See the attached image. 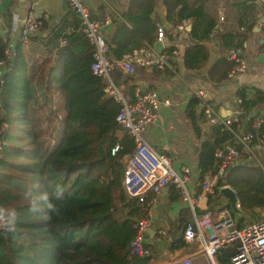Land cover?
I'll use <instances>...</instances> for the list:
<instances>
[{"label":"trees","instance_id":"16d2710c","mask_svg":"<svg viewBox=\"0 0 264 264\" xmlns=\"http://www.w3.org/2000/svg\"><path fill=\"white\" fill-rule=\"evenodd\" d=\"M158 1H129L107 38L110 56L121 59L136 48L154 44ZM163 3L173 27L184 21L192 23L190 35L195 42L184 51L185 67L203 66L210 48L202 41L219 30L209 11L210 0ZM231 5L238 11L244 31L219 30V43L227 52L210 71L215 80L229 77L236 64L230 51L243 46L247 32L257 22L254 0ZM46 28L47 21L42 20L41 30ZM44 39L50 52L57 49L60 55L46 77H41L39 67L29 68L24 40L19 38L14 46L0 34V59L7 62L0 78V264H152L153 250L147 256L131 254L135 219L123 212L125 202L139 204L123 188V157L133 153L135 142L116 120L120 103L107 95L105 82L91 68L93 46L80 17L69 11ZM62 39H67L66 45H61ZM12 46L14 54L9 57L7 51ZM248 89L239 87L237 96L252 123L251 111L264 103V91L255 88V95L249 96ZM198 104L199 98L194 96L188 107L192 118ZM201 120H208L204 113ZM197 127L201 129L198 122ZM207 133L199 159L202 175L209 170L217 172L221 161L216 149L232 137L220 124L212 125ZM259 135H264V124ZM118 141L123 148L113 155L111 147ZM224 185L235 189L248 214L238 220L239 226L251 213L264 208L263 166L243 161L228 167L217 179L214 209L225 199L220 194ZM33 201L39 202V211L31 210ZM49 203L55 211L47 208ZM185 244L182 235L177 236L170 250ZM231 253L222 252L223 264L229 262Z\"/></svg>","mask_w":264,"mask_h":264},{"label":"built area","instance_id":"2783aa9c","mask_svg":"<svg viewBox=\"0 0 264 264\" xmlns=\"http://www.w3.org/2000/svg\"><path fill=\"white\" fill-rule=\"evenodd\" d=\"M67 1L70 9L80 17L82 29L93 46V72L105 82L107 95L120 103L116 120L135 142L134 151L123 172V188L128 197L137 198L138 202L150 206L156 203L165 187L172 185L188 202L191 210V218L182 232L186 244L197 243L198 250L207 255L210 264H223L221 255L226 250H232L227 264H264V215L246 219L244 225L239 226V219L227 205L214 209L215 203L211 199L215 195L218 177L224 175L228 167L243 161L264 167V135H259V129L264 124V112L253 118L252 128L244 129L246 116L243 107L239 105L230 115L223 116L208 100L204 88L195 91L208 123L223 125L232 137L216 149L215 154L221 161L217 172L209 170L202 175L200 170V190L193 194L189 185L193 168L188 164L176 167L174 158L169 153L154 148L147 139V131L157 122L162 104H170L171 98H161L157 89L140 84H135L130 96L122 90L114 76V71L119 68L126 73L135 74L139 66L175 71V58L179 50L175 48L172 52H158L153 46L146 44L126 53L121 59H116L110 56L111 47L105 36L106 29L114 24L113 15L106 12L102 16L93 17L86 0ZM256 1L264 5V0ZM221 18L224 19V16ZM186 24L187 21H184L180 27L184 28ZM41 25V18L32 10L27 13L23 23L20 15H14L9 28L13 34L28 41L39 33ZM165 38L166 28L159 23L157 39L164 41ZM66 44L67 39H62L61 45ZM241 52L242 48L236 47L229 53V57L236 61L232 73L246 69V61ZM7 54L9 57L14 54V46L8 49ZM6 67V59H0V78ZM238 101L240 103L242 99L239 98ZM122 148V142L118 141L111 147V153L117 155ZM238 205L241 207L240 202ZM149 226L150 219L146 216L133 221V237L130 242L132 255L147 256L152 253L148 242ZM157 234L167 245H171L176 238L165 226H159ZM167 264L196 263L187 255L176 257Z\"/></svg>","mask_w":264,"mask_h":264},{"label":"crops","instance_id":"0c3cea01","mask_svg":"<svg viewBox=\"0 0 264 264\" xmlns=\"http://www.w3.org/2000/svg\"><path fill=\"white\" fill-rule=\"evenodd\" d=\"M62 1L0 0V34L10 39L11 45L15 46L16 41L20 38L13 34L9 28L14 15H20L23 23L27 13L33 10L43 21H47L45 30H40L28 41H24L29 68L32 70L34 67H39L41 77H46L47 71L53 68L60 55L57 49L50 52L46 46L47 38L46 40L44 38L63 21L69 11H72L70 7L63 9ZM129 1L86 0L91 7L93 17L110 12L114 20L121 17L123 11L128 7ZM235 1L243 0H210L209 11L217 19L219 30L244 31L238 21V11L231 5ZM254 2L258 6L257 22L253 29L247 32L246 40L241 46V53L246 61V69L242 72H231L229 77L223 80H215L211 77L212 67L227 52L219 43L217 37L220 33L219 30H216L209 39L202 41L210 48L205 64L199 68L185 67L184 51L187 46L195 42L190 35L192 23L188 21L184 28H181L180 24L178 28L173 27L166 17L163 0L158 1L154 16L158 18V24H163L166 28L165 47L176 46L179 50V54L175 58L176 70L139 66L135 74L126 73L120 68L114 71L119 86L130 96L133 93V86L140 84L147 88L157 89L161 98H171L170 104H162L157 122L152 124L147 131V139L154 148L169 153L174 158L176 167L188 164L193 168V177L189 184L193 194L200 190L199 159L202 142L208 136L206 132H209L213 125L206 120H201V114L204 112L200 104L197 107L196 117L189 116L188 107L195 96V91L204 88L207 91L208 100L220 113L222 109L230 113L237 109L240 104L237 96L239 87H249V96L255 95V88L264 91V41L259 43L257 40L258 37L264 36V5L262 6L256 0ZM222 16L224 19L221 18ZM113 29L114 24L111 28L106 29L105 36L108 39ZM156 40H158L157 37ZM151 46L157 50L154 44ZM40 75L38 73L37 76ZM262 112H264V103L253 108L251 114L255 117ZM197 122L201 126L200 130L197 127ZM250 127H252V123L245 117L244 129H250ZM224 198L222 205H226V197ZM211 199L216 204L215 195ZM123 212L127 218L136 219L146 216L150 219L148 242L154 253L152 264H165L158 255L167 252L166 249L170 250V245L165 244L157 234V228L165 226L177 238L182 235L187 221L191 218L188 202L172 185L163 189L155 204L148 206L139 202V204L127 205L125 202ZM170 253L173 259L190 255L196 264H210L207 255L198 250L197 243L185 244L182 248L170 250Z\"/></svg>","mask_w":264,"mask_h":264},{"label":"water","instance_id":"95a60500","mask_svg":"<svg viewBox=\"0 0 264 264\" xmlns=\"http://www.w3.org/2000/svg\"><path fill=\"white\" fill-rule=\"evenodd\" d=\"M62 8L67 9L69 8V4L67 0L62 1ZM258 29V27H257ZM259 43H263L264 41V36H260L257 38ZM155 48L158 50V52H161L165 48V44L163 40H156L154 43ZM221 113L223 116L230 115L231 113L228 111L226 112L225 110H221ZM131 154H125L123 157V163L126 165L128 163V160L130 159ZM220 194L226 197V205L229 206L231 211L234 213L235 217L237 219H240L242 216H247V212L238 205L239 198L237 195V192L235 189H233L230 185H224L220 188ZM149 230V228H148Z\"/></svg>","mask_w":264,"mask_h":264},{"label":"rangeland","instance_id":"374dc122","mask_svg":"<svg viewBox=\"0 0 264 264\" xmlns=\"http://www.w3.org/2000/svg\"><path fill=\"white\" fill-rule=\"evenodd\" d=\"M43 107H45V105H43ZM48 109H49V107H48ZM122 133H123V130H121L119 132V134H122ZM262 160L264 161V153L262 154ZM11 173L14 174V172H12V171H11ZM263 215H264V208H261V209L256 210V212L251 213L249 215L248 219L258 218V217H261ZM166 250H167V252H165L164 254H159L158 255V256H160L162 258V262L165 263V264L173 260L172 255L170 253V250L169 249H166Z\"/></svg>","mask_w":264,"mask_h":264},{"label":"clouds","instance_id":"9594fccd","mask_svg":"<svg viewBox=\"0 0 264 264\" xmlns=\"http://www.w3.org/2000/svg\"><path fill=\"white\" fill-rule=\"evenodd\" d=\"M47 208L50 211H55L56 210L55 207L51 203L47 204ZM31 210L33 212L39 211V202L33 201L32 205H31Z\"/></svg>","mask_w":264,"mask_h":264}]
</instances>
